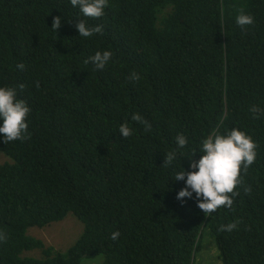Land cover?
<instances>
[{"label":"trees","instance_id":"1","mask_svg":"<svg viewBox=\"0 0 264 264\" xmlns=\"http://www.w3.org/2000/svg\"><path fill=\"white\" fill-rule=\"evenodd\" d=\"M241 11L252 25L236 24ZM80 18L69 0H0V86L31 108L26 138L0 142V264H193L205 226L223 264H264V116L249 111L264 109V0H109L85 18L102 26L90 38ZM106 49L103 70L85 63ZM233 127L257 144L233 206L177 200L184 182L163 165L176 135L189 140L176 166L190 170L191 149ZM68 213L83 227L66 252L28 233Z\"/></svg>","mask_w":264,"mask_h":264},{"label":"clouds","instance_id":"2","mask_svg":"<svg viewBox=\"0 0 264 264\" xmlns=\"http://www.w3.org/2000/svg\"><path fill=\"white\" fill-rule=\"evenodd\" d=\"M108 2L109 0H69L72 8L79 9V15L82 17L75 23L78 36L90 38L102 32L101 25L90 27L85 18L103 17ZM62 19L61 16L53 18L51 28L54 31L61 28ZM235 22L244 28L254 23V17L241 11L236 16ZM112 58L111 50H98L89 56L85 63H91L96 70H103ZM16 67L23 70L25 66L17 64ZM132 78L140 79L137 73H133ZM19 87L22 89L24 86ZM249 111L256 118L264 116V109L258 106L251 107ZM30 112V106L26 100L19 97L16 87L0 86V142L8 143L25 139ZM131 120L143 124L146 130H151V125L139 113L132 114ZM118 131L123 138L134 134L133 127L127 121L119 125ZM175 144V149L165 153L163 165L170 169L171 179L184 182V187L176 193V199L181 202H184L185 198L194 199L196 206L204 214H211L220 207L231 208L234 203L233 197L236 195L234 189L242 183L241 168L246 171L257 159V144L252 136L237 127L225 132L214 130L202 138L197 148L191 149L186 155L190 170H186L181 165L176 166L179 150L189 145L188 137L178 133ZM197 152L200 153L199 159L193 160ZM236 227V223H230L221 226V230L230 232ZM119 236V231H113L110 238L115 241ZM4 238L3 234H0V240Z\"/></svg>","mask_w":264,"mask_h":264},{"label":"rangeland","instance_id":"3","mask_svg":"<svg viewBox=\"0 0 264 264\" xmlns=\"http://www.w3.org/2000/svg\"><path fill=\"white\" fill-rule=\"evenodd\" d=\"M3 159L4 158L0 154V161ZM82 227L83 225L81 221H79L72 213H68L62 220L51 222L41 228H30L28 233L42 239L46 244L51 245L64 253L81 234ZM86 260L87 259H83L82 264ZM95 260L99 263L102 262L101 257H95ZM92 262L90 264H96L95 261ZM193 264H223L218 255V249L208 226H205L202 230L198 249L194 255Z\"/></svg>","mask_w":264,"mask_h":264}]
</instances>
